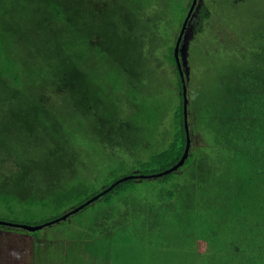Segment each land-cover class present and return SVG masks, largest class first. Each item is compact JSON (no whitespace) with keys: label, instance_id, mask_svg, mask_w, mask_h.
Segmentation results:
<instances>
[{"label":"trees","instance_id":"obj_1","mask_svg":"<svg viewBox=\"0 0 264 264\" xmlns=\"http://www.w3.org/2000/svg\"><path fill=\"white\" fill-rule=\"evenodd\" d=\"M150 2L0 0V203L17 217L39 210L56 212L53 219L43 221L46 223L102 193L77 211L90 208L100 199L110 200V211L104 208L106 215L93 218L96 223L103 222L101 229L95 223L91 224L90 236H65L74 240H93L113 232L106 221L123 224L149 214L153 207L164 206L167 216L184 223L182 229L170 230L168 244H160L167 248L166 264H174L170 254L177 252L176 258H180L181 247L189 250V257H196V262L192 258L179 264H264V56L261 60L242 58L250 61L242 63L251 66L245 72L237 68L241 61L238 59L237 64H231L230 71L225 70L215 80L209 105H219L217 123L222 136L215 134L213 144L204 134L201 135L207 142L194 144L195 132L189 119L194 110H189L188 98L192 139L189 156L176 171L155 177L161 186L155 187L156 198L146 197L136 184L138 179L146 178L118 182L134 174L154 175L169 170L181 160L188 143L182 78L175 57L178 38L167 55L181 100V105L174 107L172 130L165 133L169 144L152 151L157 119L151 115L157 110L150 108L144 97L130 101L134 91L141 89L144 75L138 71L134 58L139 51L136 47L144 36L153 35L163 20L153 15ZM191 3L184 9L181 28ZM211 3L197 6L191 21L197 15L198 23L216 29L215 24L222 23V18L216 0ZM36 36L44 41L41 46L39 41H33ZM23 46L30 48L35 57L48 58L45 70L25 56ZM108 58L113 65L100 82L102 75L94 70ZM14 104L18 108L10 107ZM156 108L161 112L160 106ZM5 116L10 120L3 122L1 118ZM143 116L148 119L149 132L141 127ZM92 137L102 148L113 149L118 159H123L125 152L129 154L134 170L139 171L124 175L112 171L109 176H115L113 181L96 190L94 182L101 176L91 180V175H83L74 168L80 158L78 148ZM14 141L19 145L12 149L9 145ZM41 145L45 154L37 151ZM61 166L68 173L64 167L62 173ZM72 202L77 205L67 209ZM9 221L34 224L20 222L18 218ZM0 228L8 229L12 235H34L38 231L1 223ZM214 237L218 241L210 240ZM6 241L0 243L1 256L8 245ZM208 241H212L211 245ZM163 251L159 250L162 254Z\"/></svg>","mask_w":264,"mask_h":264},{"label":"rangeland","instance_id":"obj_2","mask_svg":"<svg viewBox=\"0 0 264 264\" xmlns=\"http://www.w3.org/2000/svg\"><path fill=\"white\" fill-rule=\"evenodd\" d=\"M199 2L198 6L200 7L204 4L209 6V4H212L211 2H213V0H199ZM150 3L149 9L153 10V15L155 17H162L163 20L159 21L156 26V31H153V35L151 34L148 38L144 36V39H142L143 42L140 40V43L136 47V50L139 51L134 55V58H137L135 60H137L139 64L138 71L143 72L144 75L140 85L141 89L137 92L134 91L130 97V101L135 100V98L141 100L142 97H144V99L150 103V108L154 109V111L157 110L153 112L152 115L150 113L152 117L157 119L155 139L152 140L151 143L153 144L152 151H159L164 148L166 144H169L165 140V133L172 130L174 107L181 105L179 91L176 89V84L178 83L176 74L167 59V55H170L171 46L175 43V39L178 38L180 34L181 18L183 19L185 16L186 11L184 9L189 6L191 1L151 0ZM216 7L219 10L222 23H216V29L204 27L202 24L198 23L199 18L196 15L193 19L194 21L189 23V28L186 31L184 44L181 50V56H183L184 59V68L187 73L189 110H194V115L189 117L190 124H192L190 127L191 130L195 132L194 144L199 146L207 142L201 134L210 138L212 144L216 138L215 134L222 136L221 128L217 123L219 105H212L213 107L209 105L212 102L210 101V97L215 92V80H217L218 76L224 73L225 70L230 71L231 64H237L240 60V65H237V68H240L242 72L249 70L251 66L249 67L242 63L243 61H245V63H250V61L242 58L251 56L261 60L264 56V0H242L236 3L229 2V0H216ZM152 28L154 27L152 26L151 29ZM219 35H221V37H219ZM33 41H39L38 46L44 43V41H41V38L37 36ZM21 49L25 56L29 57L31 62L35 60L34 63L39 64L37 68H43V70H45L44 67L47 66L48 63V58L46 56L35 57L32 55L30 48L26 46H23ZM128 49L130 52L133 51L130 47ZM142 50H144V53ZM102 51L105 50L102 49ZM91 65L92 64H90V66ZM111 65H113V62L109 58L107 61L103 59L99 65H97L94 71H98V74L102 75V80L100 82L103 81ZM126 87L125 84L124 89H126ZM133 95L135 97H133ZM157 105L160 106L161 112L158 110L159 108H156ZM10 107L18 108L15 104ZM67 108L68 107L65 108L66 111ZM143 117L144 123L142 119L141 127L149 132V126L147 124L148 119L145 116ZM7 119L8 117L6 116L1 118L3 122L10 120ZM12 140L15 139L12 138ZM3 141H5L4 137ZM211 141L209 142L211 143ZM18 145V141H14L9 146L15 149ZM37 151L45 154L43 145L38 146ZM76 153L80 155V158L76 163L77 166L74 167L75 169L80 170V173L83 175H91V180H94V176H101L99 180L97 179L94 182L96 190L102 189V187L113 181L115 176H109L112 175V171L116 172V174L119 173L118 175L130 173L132 170L133 172L139 171V169L134 170L129 154L125 152L124 158L118 159L114 156L113 149L102 148V145H100L99 141L97 143L94 137L83 141ZM53 161L54 160L50 162L53 163ZM63 167L64 166L60 167V171L65 173L64 169L66 168L64 167L63 169ZM180 175L182 177V174H179V176ZM159 181V178L138 179L136 184L146 197L154 199L156 198L155 187H161L159 186ZM88 195L90 194L88 193ZM109 201L110 200L107 198L100 199L94 202L90 208L79 213H74L69 219L62 220L53 225H47L38 230L34 235L31 233L33 238L37 240H35L36 243H38V241L40 242L37 247L41 248L42 252L47 255L53 253V257H55L56 253H60L59 251L63 249L60 242L62 239L66 242V245L70 244V248H73V246L78 247V250L75 251L73 249L61 251H66L65 254L67 258L75 264L83 263L85 258L88 259V262L84 264H95V262L90 263L93 255L97 256L95 260L101 261V263L96 262V264H166L167 258L164 253L167 251V248H164L165 246H160V244H168V236L170 235L169 233H171L170 230L182 229V224L184 223L183 221L179 222V218L176 219L167 216V210L164 206L160 209L153 207L154 210H150L149 214L133 217L130 222L124 221L123 224L118 223V225H116L113 221H106L107 224L105 223V225L111 227L113 232L101 234L91 243H89L90 240H92L91 238L86 239L83 237L75 241L71 240L69 237H65L68 235L77 238L82 235L90 236L91 234L89 235L88 233L92 230L91 224L95 225L96 223L93 218L103 216L104 214L106 215L103 209L108 208ZM74 205H77V202L69 204L67 209H70ZM108 210L110 211L109 208ZM55 216H57L56 212L48 209L44 212H40V210L38 212L35 211L30 216H25V214L21 213L17 217L15 213L11 212L0 203V219H6L4 221L7 222L18 218L20 222L24 221L32 224L34 223L35 225H41L45 223L43 222L45 219H53ZM174 219H176V221H174ZM124 220H126L125 217ZM232 220L235 221L234 219ZM102 223L103 222L97 220V228L101 229ZM141 226H144L146 230L142 229ZM115 229H117V232ZM7 230L8 229L0 228V243L8 239L11 241V244L9 240L6 241L8 245L4 246L5 253L3 256H1L2 250L0 248V261L5 260V262H9L12 258H14L13 262L15 260L21 261L22 248L15 247L17 246L15 244H18L16 242L17 237L13 236L12 233ZM219 230L223 229L219 228ZM153 231H160V233H154ZM25 238H27L26 247H30L28 240L32 238L30 235L25 236L24 239ZM119 240L121 243H118ZM210 240L218 241L216 237ZM212 241H208L210 245ZM88 247L91 249L92 254L90 252L89 255L88 253H83V249L89 251ZM147 248L150 250L146 251ZM159 250H164L163 254L159 252ZM179 251L181 252L179 259L176 258L177 252L174 253V255H169L171 262L174 264H179V261H189L193 258V255L189 257V254L192 253L189 252V250H184V247H181ZM43 258L45 261H48L47 258ZM199 259H202V257L199 256ZM40 261L41 260L38 259L36 263L33 260V264H40ZM193 261L196 262V257L193 258Z\"/></svg>","mask_w":264,"mask_h":264},{"label":"water","instance_id":"obj_3","mask_svg":"<svg viewBox=\"0 0 264 264\" xmlns=\"http://www.w3.org/2000/svg\"><path fill=\"white\" fill-rule=\"evenodd\" d=\"M198 2H199V0H192L189 12H188L187 17H186V19H185V21H184V23L182 25V28H181V31H180V34L178 36V40H177L176 46H175V57H176L177 65L179 67L181 78H182V86H183V94H184L185 126L187 128V133H188V143H187L186 151H185L183 157L181 158V160L175 166L170 168L169 170H166V171H164L162 173L154 174V175H136V174H134V175H130V176L124 177V178L120 179L118 182L124 181L126 179H132V178H155V177H161L163 175H166V174H169V173H171L173 171H176L182 164H184L185 160L189 156L190 148H191V145H192V139H191L190 134H189V125H188L189 123H188V88H187V78H186L184 66H183L182 61H181L182 60L181 59V50H182V46H183L182 45V41L184 40L188 25H189V23H190V21L192 19V16L194 15V10L198 6ZM101 195H102V193L94 196L92 199H90L85 204L81 205L80 207L75 208L73 210H70L69 212H67L63 216H61L59 218H56L54 220H51L49 222H46L44 224H41V225H34L33 226V225H28V224H14V223H9V222H6V221H1V220H0V223L1 224H8V225H17V226L25 228V229H27L29 231L34 232V231H37V230H40V229L44 228L47 225H51V224L60 222V221H62L64 219H67L72 214L76 213L79 209L84 207L86 204H89L90 202L98 199Z\"/></svg>","mask_w":264,"mask_h":264},{"label":"crops","instance_id":"obj_4","mask_svg":"<svg viewBox=\"0 0 264 264\" xmlns=\"http://www.w3.org/2000/svg\"><path fill=\"white\" fill-rule=\"evenodd\" d=\"M13 235L17 237L16 242L18 243V245L16 246V248L17 247L22 248V250H21V261L15 260L13 262L14 258H12L11 261H9V262L8 261L5 262V260H3L4 262L0 261V264H33V260L37 263L38 259L41 260L40 264H75L67 258V255L65 254L66 251L65 252H61V251L65 250V249H73L75 251V250H78V247L73 246V248H70V244L66 245V242L62 239L60 242H61V246H63V249L61 251H59L60 253H58V254L56 253L55 257H53V253H49V255H50L49 256V255L43 253L41 248L37 247V245L40 244V242L38 241V243H36L37 240L35 238H33V236L31 234H27V233H23V232H17V233H13ZM29 235L32 239L28 240L30 243V247H26V239L27 238L24 239V237L29 236ZM97 237H99V236H97ZM96 238H94L93 240H90L89 243L94 241ZM71 240H74V239H71ZM76 240H78V239H76ZM64 242H65V244H64ZM89 246H91V245H89ZM23 247H26V248H23ZM88 250L89 251H86L85 249H83L82 251H83V253H88V255H89V252L91 253L92 251H91V249H89V247H88ZM12 257H13V255H12ZM43 257L47 258L48 261H45V259ZM96 258H97V256L93 255L92 261L90 263H92V262H95V264H96V262L101 263V261L95 260ZM86 262H88L87 258H85L83 260V263L81 262L80 264H84Z\"/></svg>","mask_w":264,"mask_h":264},{"label":"flooded vegetation","instance_id":"obj_5","mask_svg":"<svg viewBox=\"0 0 264 264\" xmlns=\"http://www.w3.org/2000/svg\"><path fill=\"white\" fill-rule=\"evenodd\" d=\"M184 44V40H183V43H182V45ZM183 53V52H182ZM182 55V54H181ZM181 57H183V56H181Z\"/></svg>","mask_w":264,"mask_h":264}]
</instances>
